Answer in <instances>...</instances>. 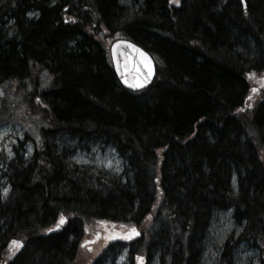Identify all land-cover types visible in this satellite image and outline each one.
Here are the masks:
<instances>
[{"label":"trees","instance_id":"trees-1","mask_svg":"<svg viewBox=\"0 0 264 264\" xmlns=\"http://www.w3.org/2000/svg\"><path fill=\"white\" fill-rule=\"evenodd\" d=\"M117 38L154 57L148 87L118 81ZM0 85L17 90L0 102L24 129L0 156V264H74L91 222L142 233L106 239L88 264L125 249L127 264H202L227 210L241 230L217 264L242 244L264 264V0H0ZM90 143L114 148L122 173L74 163Z\"/></svg>","mask_w":264,"mask_h":264},{"label":"rangeland","instance_id":"rangeland-1","mask_svg":"<svg viewBox=\"0 0 264 264\" xmlns=\"http://www.w3.org/2000/svg\"><path fill=\"white\" fill-rule=\"evenodd\" d=\"M41 81L43 85H47L48 77L45 72L41 76ZM12 89L15 92L17 91L12 85H0V99H5L8 97V94H12ZM19 95L20 93L13 95V100H17ZM2 103L0 102V156H4L6 161H9L14 158L15 151L20 150V142L24 136V129L13 117L8 115L7 110L8 108H13V105L7 107L9 105L8 102L4 103L2 101ZM24 150L26 154L32 153L33 144L31 142L25 144ZM71 160L76 164L103 169L117 174L122 173L124 169V163L114 148L103 147L96 143L84 144L79 147L77 153L71 157ZM1 175L2 172H0V201L7 199L11 193L10 185ZM232 183L234 189L237 190V178L235 175ZM5 188L8 189L6 194L3 192ZM132 227H135L137 231L142 233L140 226L135 224L114 226L108 225L105 222H91L87 228L84 243L80 250V258L74 264H88L95 258L93 255H97L102 247L105 246L106 237L113 235L115 237L117 234H128ZM240 230L241 228L235 224L232 218V210L219 211L213 214L205 243L202 264H217L222 251V244L227 235L231 231L239 233ZM97 233L99 234L98 236ZM85 241H89L90 243L85 244ZM244 245L242 244L237 249L233 264H258V253ZM127 255V251H123L118 256L116 264H127ZM144 258L143 264H145ZM135 264H140L137 258ZM149 264H158V258L155 257Z\"/></svg>","mask_w":264,"mask_h":264},{"label":"water","instance_id":"water-1","mask_svg":"<svg viewBox=\"0 0 264 264\" xmlns=\"http://www.w3.org/2000/svg\"><path fill=\"white\" fill-rule=\"evenodd\" d=\"M130 45H135V48L146 53L152 64V76L148 79L147 83L137 88L132 87L131 84L136 81L138 77V70L140 74L146 75L147 69L144 67L140 53L135 51V49L130 47ZM110 57L120 84L128 90H142L148 87L156 76V63L153 56L146 49L136 44L132 40L126 38L114 40L110 45ZM125 80H128L129 83H125Z\"/></svg>","mask_w":264,"mask_h":264},{"label":"snow or ice","instance_id":"snow-or-ice-1","mask_svg":"<svg viewBox=\"0 0 264 264\" xmlns=\"http://www.w3.org/2000/svg\"><path fill=\"white\" fill-rule=\"evenodd\" d=\"M176 2H178V0H176ZM130 47H132L133 49H135V51L140 53V56L142 58V62L144 64V67L147 69V74H140L139 70H138V77L136 79V81L134 83L131 84L132 87L137 88V87H141L143 86V84L147 83L148 79L152 76V64L151 61L149 60L148 56L146 53L142 52L140 49L135 48V45H130ZM250 77L254 76L255 74H249ZM125 83H129L128 80H125ZM253 91H257V89H253ZM8 191L7 188L3 189V192L6 194ZM65 222V217L63 215L60 216L59 221L56 225V227H60V225H62ZM47 231H52V229H47ZM99 234L97 233V236ZM119 235V234H117ZM133 235H139V233L137 232V230L135 229V227H132L128 234H124L122 236L123 239H130ZM113 236H108L106 237V239H113ZM90 243L89 241H85V244ZM11 245L15 246L17 249H19V247L22 246V241H18V240H13L10 242ZM137 260L140 262V264H143V257H137Z\"/></svg>","mask_w":264,"mask_h":264}]
</instances>
